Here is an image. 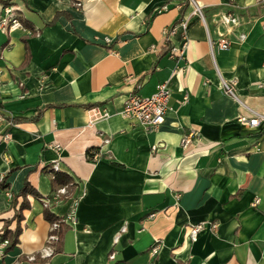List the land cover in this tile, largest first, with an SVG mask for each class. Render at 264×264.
Listing matches in <instances>:
<instances>
[{"label":"crops","instance_id":"crops-1","mask_svg":"<svg viewBox=\"0 0 264 264\" xmlns=\"http://www.w3.org/2000/svg\"><path fill=\"white\" fill-rule=\"evenodd\" d=\"M195 1L206 25L190 16L183 31L184 0H0V13L11 5L26 25L0 31V110L17 120L0 123V234L28 203L0 264H264V122L238 121L264 113V1ZM221 12L239 23L216 24ZM221 33L230 44L211 53ZM183 40L184 54L170 57L168 45ZM219 75L236 80V99ZM160 83L170 97L156 130L122 115L129 94L149 96ZM93 106L108 116L90 123ZM191 129L198 137L182 149ZM55 171L71 179L65 194ZM25 184L37 195L24 197ZM75 196V223H64L55 253L29 261L46 241V208L63 218ZM195 224L205 227L191 241Z\"/></svg>","mask_w":264,"mask_h":264},{"label":"built area","instance_id":"built-area-1","mask_svg":"<svg viewBox=\"0 0 264 264\" xmlns=\"http://www.w3.org/2000/svg\"><path fill=\"white\" fill-rule=\"evenodd\" d=\"M264 1V0H262ZM73 6L77 9L82 8V2L81 1H75L72 3ZM188 4L191 8L189 16L183 17L180 22L177 24L183 31H185L189 25V17L190 16H196L198 17L205 25V18L202 13L201 6L195 1V0H188ZM166 6H161L160 9H165ZM213 21L216 24H222L224 26H227L230 28L231 26H235L239 23V18L237 15L231 13V12H221L219 14H216ZM175 25L171 27H167L163 30V37L164 42L166 43L169 40L170 35H172L175 31ZM18 29H25V26L23 25L22 21L20 20L19 15L15 11V9L11 5H4L2 7V11L0 13V31L4 34H8L11 31L18 30ZM245 37L244 34L239 35V39L242 40ZM105 42L107 45L111 43L110 38H105ZM210 51L213 53V46L216 45L220 49H226L229 44L230 40L226 39L223 36V33L220 34L216 44L209 38L208 40ZM184 48H185V40L182 41V44L180 47L178 46H171L169 47V56H182L184 54ZM220 82L221 86L224 90V92L235 99V87H236V80L232 79L230 81H226L223 79L220 75ZM259 87H264V80L258 83ZM170 97V91L167 87L166 83H160L158 84L155 92H153L149 96H141L138 93L134 92L129 94L126 97V100L124 102V106L122 109V115L126 116L128 118L133 119L136 123L140 124L144 127L145 130L153 131L158 128V126L164 121L165 113L168 107V100ZM186 98V97H185ZM238 100V99H237ZM249 111L252 113L250 118H246L243 115L238 116V121L242 123L248 124L250 127L257 126L260 123L264 122V113L254 111L249 109ZM90 123H92L95 119L100 117H106L108 116V111L101 106H93L90 108ZM3 122H12V118L7 116L0 110V123ZM198 137V133L191 129L186 134H184L180 139V146L182 149H187L188 146L194 141L193 139H196ZM4 140L9 139L8 134L3 135ZM108 140H105L107 142ZM54 147H58L55 145ZM98 154L97 152H93L92 158L97 159ZM54 170H57L58 168L55 166L53 168ZM4 175H0V181L3 180ZM57 195L59 194H65L66 193V186H61L57 188L56 190ZM9 199H11L10 192H6ZM78 196L73 197L71 199V204L69 207L68 212L63 218H60L59 220L53 221L50 223L48 234L46 237L45 244L42 246V248L38 251L37 255H30L28 256L29 261H34L37 258L40 259H46L51 257L55 251H56V244L58 242V231L60 228L61 223L65 224H74L75 223V209L78 202ZM205 227L204 224H195L192 225L189 230V238L191 241H195L197 239L198 233ZM211 228H216V224H212ZM125 230V226H122L119 230V232L116 233L114 236V243L118 242V239L120 237V234ZM8 244L7 239H0V254L4 253V248ZM160 248V244L157 241L151 248L150 252L152 254H155L158 252ZM115 256V251H112L109 255V258L113 259Z\"/></svg>","mask_w":264,"mask_h":264},{"label":"trees","instance_id":"trees-1","mask_svg":"<svg viewBox=\"0 0 264 264\" xmlns=\"http://www.w3.org/2000/svg\"><path fill=\"white\" fill-rule=\"evenodd\" d=\"M182 5H185V7H187L189 4H188V0H184L183 4ZM185 7H182L180 9V16L179 18L177 19V21L175 22V24L179 23L180 20L183 18L184 16V11H185ZM20 20L22 21L23 25L26 27L25 23L23 22V20L20 18ZM169 47V45H168ZM167 47V51L169 50V48ZM17 121L15 118H12V122H15ZM93 152H95L94 149H88L87 150V157L89 159H93L92 158V155H93ZM4 180H5V176L3 177V180L0 181V188L2 189H6V186L4 185ZM71 181V179L69 178L68 175H66L65 173L63 172H60V171H55L54 174H53V178H52V182L54 184V186H62V185H67L69 184ZM22 194L23 196L25 197L27 194H32V195H37L36 191L32 188V187H29L28 184H25L24 188H23V191H22ZM13 196H11V204L13 203ZM26 207H28V203L26 201V199L24 198L22 200V202L19 204L18 208L16 209V214L14 216V219L16 221V226L14 227L13 230H10L8 229V227L6 226L4 231L0 234V239H7L8 240V244L6 245V247L4 248V251L5 249H7L8 247H12L13 245H15L18 241V235L20 233V221L22 219V215H21V211L23 209H25ZM45 216L46 218L50 221V222H53V221H56V220H59V218L57 217H54L52 216L48 209L46 208V213H45ZM64 227V224L61 223L60 224V228H59V231H58V235H59V239H58V242H57V245H56V249L61 241V233H62V229Z\"/></svg>","mask_w":264,"mask_h":264}]
</instances>
